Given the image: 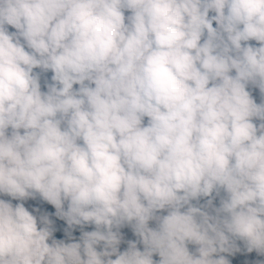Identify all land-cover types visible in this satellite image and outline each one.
<instances>
[{
    "label": "clouds",
    "instance_id": "1",
    "mask_svg": "<svg viewBox=\"0 0 264 264\" xmlns=\"http://www.w3.org/2000/svg\"><path fill=\"white\" fill-rule=\"evenodd\" d=\"M0 264H264V0H0Z\"/></svg>",
    "mask_w": 264,
    "mask_h": 264
}]
</instances>
